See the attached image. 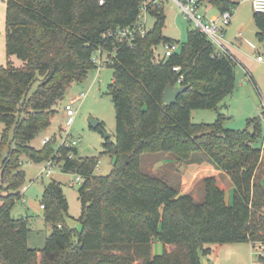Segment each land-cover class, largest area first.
<instances>
[{
    "label": "trees",
    "instance_id": "trees-1",
    "mask_svg": "<svg viewBox=\"0 0 264 264\" xmlns=\"http://www.w3.org/2000/svg\"><path fill=\"white\" fill-rule=\"evenodd\" d=\"M144 1H4L8 62L0 66V124L5 125L0 177L7 196L0 206V264H203L211 252L206 245L255 243L264 255V151L252 146L262 136L258 118L247 123L252 134L225 130L222 116L211 125L191 119L196 110L223 107L235 89L236 64L215 54L195 29L184 43L166 39L163 8H148L154 25L131 45L116 36L103 38L132 28ZM210 2L219 12L235 7L228 0ZM253 22L262 43L264 14L254 13ZM161 44H177L178 50L158 58L155 49ZM97 50L115 53L107 65L113 70L107 93L116 121L115 142L103 144L102 154L113 159L107 176L94 174L100 156L67 160L68 153L77 156L76 148H61L55 158V138L39 151L30 146L50 127L70 86L97 70L92 62ZM11 57L23 66L13 68ZM169 86L186 88L171 105L162 100ZM144 154L171 155L186 165L206 163L230 175L229 202L214 178L203 179V199L196 203L177 187L142 173ZM22 157L36 165L55 161L63 173L85 180L78 189L81 214L76 221L68 215L60 185L44 187L41 205L52 232L42 249L28 246L27 221L10 212L22 197L17 193L25 179ZM63 215L80 228H67ZM154 243L173 251L153 255ZM259 260L264 264L263 257Z\"/></svg>",
    "mask_w": 264,
    "mask_h": 264
},
{
    "label": "rangeland",
    "instance_id": "rangeland-1",
    "mask_svg": "<svg viewBox=\"0 0 264 264\" xmlns=\"http://www.w3.org/2000/svg\"><path fill=\"white\" fill-rule=\"evenodd\" d=\"M5 0H0V66L6 65L8 62L7 54H5ZM164 13L167 16L166 23L163 29V36L166 39L178 41L179 44L184 43L187 37V30L192 28L187 16L180 12L179 7L173 0H160ZM251 4L244 2L239 5V25L246 45H241V54L236 59L244 66L236 64L234 73L235 89L230 96L226 97L221 103L219 110H196L191 113L193 124H214L220 116L221 110H225L226 114L222 126L225 130L243 131L247 129L249 119L258 118L261 128V139L252 144L254 148L264 147V42H259L256 38V29L251 21L253 11ZM154 25L152 18L148 19L147 29ZM243 25V26H242ZM228 31V29H227ZM228 35V36H227ZM230 33L225 32V41L228 40ZM227 44V43H226ZM156 57L163 58L165 55L162 44L156 49ZM261 58V62L257 58ZM13 68L19 69L22 67L21 60L16 57L9 59ZM247 74V76H246ZM113 70L110 68H100V70L89 71L86 78L79 82L73 83L67 90L63 100L60 102L58 111L50 120V127L38 133L32 140L30 146L39 151L43 148V140L49 141L55 138L56 143L52 145L53 152L56 153L58 146L64 134L68 131L69 140L76 141L77 156L76 158H92L100 156L99 164L96 167L94 174L97 176L109 175L113 159L111 156L103 155V144L107 140L115 142L114 136L116 131L114 105L108 95V85L112 81ZM82 96H84L82 98ZM82 98L74 104V109L77 110L73 119H69L63 115L64 107L72 99ZM96 120L103 128L93 129L90 125V120ZM5 125L0 124V137L3 133ZM248 130V129H247ZM106 134L109 137L104 138ZM6 152L2 154L4 157ZM22 170L25 179L19 187L18 192L22 195L21 199L16 201L11 209V216L27 221L28 229V246L35 249H42L45 238L48 237L52 228L44 219V211L40 210L42 202V191L45 186L50 183L59 184L62 193L67 200L68 215L71 219L77 220L81 214V205L79 202V185L75 184L73 188L69 186L74 181L71 174L63 173L60 167L54 170L51 177L40 175L42 169L47 162L39 165L33 164L25 157H22ZM211 166V165H210ZM212 169L214 168L211 166ZM211 167L197 176L194 174L195 169L184 163H179L171 155L144 154L141 158V172L156 176L162 181L177 187L180 194H189L196 203L203 199V179L208 178L213 174ZM200 168V167H199ZM217 170V169H214ZM196 176V177H194ZM216 186L224 192L225 203L229 202L231 197L232 184L230 175L217 174ZM7 186V185H6ZM5 186V189L6 188ZM7 192L2 190V180L0 177V206L2 198H5ZM80 228L76 222V227ZM156 244V243H154ZM252 250L251 245L235 244V245H206L205 248L211 250L206 256L208 264H258V253L261 251L259 243L254 244ZM237 247V249L235 248ZM229 248H235L230 251ZM167 252H172L171 247H166ZM235 250V251H233ZM136 262L135 264H138Z\"/></svg>",
    "mask_w": 264,
    "mask_h": 264
},
{
    "label": "built area",
    "instance_id": "built-area-1",
    "mask_svg": "<svg viewBox=\"0 0 264 264\" xmlns=\"http://www.w3.org/2000/svg\"><path fill=\"white\" fill-rule=\"evenodd\" d=\"M211 0H173L174 3L177 4L179 7L180 12L185 14L187 18L189 19L191 23V29H195L202 33L210 45L215 48V54L224 56L227 59L232 60L235 64H237L236 59L234 56L228 51L226 47V41H225V29L230 24L231 18H232V10H228L222 13H219L215 16H211L210 18H207L204 13H202L201 8L203 6L209 5ZM251 3L252 11H254L255 14H264V0H249ZM102 4V2H100ZM148 8H151L152 10L157 8H163L162 3L160 0H145L140 8V17L137 21V23L132 28H125L121 31H116L114 34L112 33H106V35L103 36L104 39L116 36L120 41H126L128 45H131L134 41V38L137 34L144 35L148 29H147V22L150 18L148 15ZM238 37H241V34H238ZM164 49V56H169L173 53H176L178 50L177 44H164L162 45ZM163 56V57H164ZM115 57V53L109 54L105 53L101 50H97V52L92 57V62L96 66L97 70H100V68H106L107 65L112 64L113 58ZM258 62H261V58H257ZM175 72L179 70V68L173 69ZM247 76V74H246ZM84 96H82L83 98ZM82 98H75L72 99L66 106L64 107V113L66 117L69 119H73V117L76 115L77 110L74 109V104L79 102ZM50 141L48 139L43 140V144H47ZM77 146V142L70 141L69 140V133L68 131L64 134L63 138H61V142L58 146L57 152L54 155L55 158L58 156L60 157L59 150L61 148L65 149H74ZM65 158L67 160H74L76 158L72 153H68ZM57 167H60L58 163L55 161H49L42 169L40 175L42 173L45 174L47 177H51L54 170L57 169ZM74 181L69 184L71 188L75 186V184L81 186L84 183V178L81 175L75 174L73 175ZM43 209V206H40V210ZM260 248H262V252L260 251L258 253V257H263V247L259 243ZM255 248L254 244L251 245V249L253 250ZM258 264H263L260 260Z\"/></svg>",
    "mask_w": 264,
    "mask_h": 264
},
{
    "label": "crops",
    "instance_id": "crops-1",
    "mask_svg": "<svg viewBox=\"0 0 264 264\" xmlns=\"http://www.w3.org/2000/svg\"><path fill=\"white\" fill-rule=\"evenodd\" d=\"M228 1H230V2H232V3H234L235 4V7L233 8V9H231L232 10V12H233V14H232V18H231V21H230V24L228 25V27L225 29L226 31L225 32H227L228 34L230 33V35H229V37H228V40L226 41V47H227V49H228V51L234 56V55H237V57L239 58V55L242 53L241 52V45H243V43L246 45V42L247 41H245L244 39H243V36H242V34H241V32H239V33H237V31H238V29H239V31L240 30H242V28H241V25H239L238 23H239V15H238V8H239V5H240V2H241V4L242 3H244V2H248V3H250V1L249 0H228ZM251 4V3H250ZM251 6V5H250ZM164 10V9H163ZM251 10H252V8H251ZM201 11H202V13H204L205 15H206V17L207 18H210L211 16H215V15H217V14H219V13H222V12H219L218 10H217V8L210 2V4L209 5H206V6H203L202 8H201ZM165 14V13H164ZM253 17H254V11H253V14H252V17H251V21L253 22ZM166 19H167V16H166ZM253 24H254V22H253ZM243 26V25H242ZM255 26V25H254ZM227 29H228V31H227ZM256 29V28H255ZM189 30H191V28L190 29H188L187 30V33H188V31ZM257 32H258V30L256 29V33H255V35L257 34ZM238 34H241V37L239 38L238 37ZM228 36V35H227ZM234 58L236 59V56H234ZM240 59V58H239ZM236 61H237V64H240L243 68H244V66L240 63V61L238 60V59H236ZM245 69V68H244ZM63 115L65 116V113H64V111H63ZM259 149H261L262 151H264V147H263V145L261 146V148H259ZM189 167H191V168H193V169H195V175L197 176L198 174H200V173H202V171H206V169L207 168H205V167H211L209 164H206V163H203V164H197V165H188ZM200 167V168H199ZM211 170L213 171V174H211V176L210 177H208V178H214L215 180H216V175L217 174H224L223 172H221V171H219V170H214V168L212 169V167H211ZM196 176H194V177H196ZM42 210V209H41ZM74 227H76V222H75V226ZM167 247V246H166ZM166 247H164L162 244H160V243H156V244H153V247H152V254L153 255H161L163 252H164V250H165V248ZM236 249H237V247H235ZM235 248H232V249H235ZM230 249V251H232V249L231 248H229ZM235 249V250H236ZM235 250H233V251H235Z\"/></svg>",
    "mask_w": 264,
    "mask_h": 264
},
{
    "label": "water",
    "instance_id": "water-1",
    "mask_svg": "<svg viewBox=\"0 0 264 264\" xmlns=\"http://www.w3.org/2000/svg\"><path fill=\"white\" fill-rule=\"evenodd\" d=\"M185 91H186V88L182 87V86H177V88L169 86L164 91L162 100L165 104L171 105L174 103V101L178 97V95L185 92ZM225 114H226L225 110H221L220 116H223ZM89 122H90V125L92 126L93 129H99L101 126V124L99 122H97L96 120L91 119ZM248 133H251V134L253 133V126L252 125L249 126ZM103 135H104L105 139H107L109 137L106 134H103ZM6 188H7V186H6ZM63 221L66 224L67 228L74 229L75 222L73 220H71L70 218H68L66 215H63ZM202 263L208 264V261L206 259H203Z\"/></svg>",
    "mask_w": 264,
    "mask_h": 264
}]
</instances>
